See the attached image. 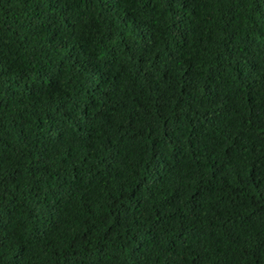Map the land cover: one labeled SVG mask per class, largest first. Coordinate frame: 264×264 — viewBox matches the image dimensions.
Here are the masks:
<instances>
[{
    "label": "trees",
    "instance_id": "1",
    "mask_svg": "<svg viewBox=\"0 0 264 264\" xmlns=\"http://www.w3.org/2000/svg\"><path fill=\"white\" fill-rule=\"evenodd\" d=\"M0 264H264V0H0Z\"/></svg>",
    "mask_w": 264,
    "mask_h": 264
}]
</instances>
